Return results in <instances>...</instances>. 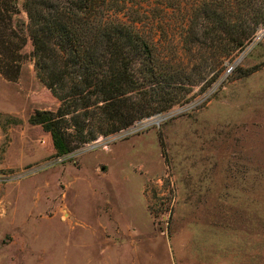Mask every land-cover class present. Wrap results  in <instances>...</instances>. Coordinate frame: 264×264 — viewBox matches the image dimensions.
<instances>
[{
  "label": "rangeland",
  "instance_id": "rangeland-1",
  "mask_svg": "<svg viewBox=\"0 0 264 264\" xmlns=\"http://www.w3.org/2000/svg\"><path fill=\"white\" fill-rule=\"evenodd\" d=\"M198 1L125 0L167 31L173 102L65 154L28 119L58 104L28 43L0 74V264H264V23L228 55L181 48Z\"/></svg>",
  "mask_w": 264,
  "mask_h": 264
},
{
  "label": "trees",
  "instance_id": "trees-1",
  "mask_svg": "<svg viewBox=\"0 0 264 264\" xmlns=\"http://www.w3.org/2000/svg\"><path fill=\"white\" fill-rule=\"evenodd\" d=\"M255 1L199 0L179 31L180 47L199 40L208 46L210 36L212 50L219 45L228 55L241 48L264 23V7ZM234 13L239 22L228 17ZM149 17L125 0H0V74L17 77L28 43L34 73L58 100L28 119L48 131L56 155L173 102L155 97L161 90L155 86L173 81L175 71L158 51L159 34L167 31ZM202 21L210 23L199 31Z\"/></svg>",
  "mask_w": 264,
  "mask_h": 264
}]
</instances>
